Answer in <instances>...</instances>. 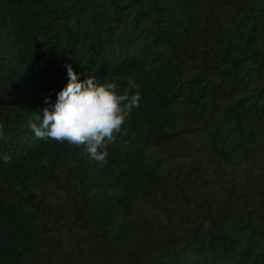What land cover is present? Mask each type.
I'll list each match as a JSON object with an SVG mask.
<instances>
[{
	"label": "trees",
	"instance_id": "trees-1",
	"mask_svg": "<svg viewBox=\"0 0 264 264\" xmlns=\"http://www.w3.org/2000/svg\"><path fill=\"white\" fill-rule=\"evenodd\" d=\"M66 65L141 97L103 166ZM0 129V264H264V0H0Z\"/></svg>",
	"mask_w": 264,
	"mask_h": 264
},
{
	"label": "clouds",
	"instance_id": "clouds-1",
	"mask_svg": "<svg viewBox=\"0 0 264 264\" xmlns=\"http://www.w3.org/2000/svg\"><path fill=\"white\" fill-rule=\"evenodd\" d=\"M69 77L60 90L54 105L50 98L45 103L39 126L30 122V128L41 140H53L76 147L84 146L90 157L100 166L107 163L108 145L115 142L132 111L139 107L140 95L125 89L118 94L116 83L99 84L95 78L81 81L71 65H66ZM135 87V84H130ZM0 139L7 140L0 129ZM7 162L8 157H4Z\"/></svg>",
	"mask_w": 264,
	"mask_h": 264
}]
</instances>
